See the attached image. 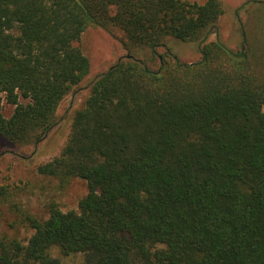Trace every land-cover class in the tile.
I'll use <instances>...</instances> for the list:
<instances>
[{
	"label": "trees",
	"instance_id": "obj_1",
	"mask_svg": "<svg viewBox=\"0 0 264 264\" xmlns=\"http://www.w3.org/2000/svg\"><path fill=\"white\" fill-rule=\"evenodd\" d=\"M224 11L222 0H0V134L12 141H42L89 73L76 44L87 27H118L130 50L37 165L86 180L78 208L25 214L26 241L0 230V264H63L55 245L83 252L80 264H264V43L246 29L238 47L223 42ZM170 37L197 43L200 59L183 62ZM144 48L146 59L133 52ZM7 198L0 186V217Z\"/></svg>",
	"mask_w": 264,
	"mask_h": 264
},
{
	"label": "rangeland",
	"instance_id": "obj_2",
	"mask_svg": "<svg viewBox=\"0 0 264 264\" xmlns=\"http://www.w3.org/2000/svg\"><path fill=\"white\" fill-rule=\"evenodd\" d=\"M202 2L203 0H185ZM224 13L219 19V38L230 47H238L243 40V30L248 31L250 40L264 43V0H222ZM242 6L240 12L237 9ZM212 34L210 39H216ZM76 44L90 59V71L60 103L55 124L39 143L15 142L0 134V186L7 190L8 200L3 202L0 217V230L8 235L17 236L26 241L33 229L24 220L30 213L39 218L49 215V204L58 203L63 210L77 209L79 200L87 193L86 180L75 177L69 183L37 172V165L45 163L58 155L71 131L74 112L81 107L90 92L95 79L108 70L121 57L130 53L126 36L118 27L105 29L101 26H89ZM183 62L200 59V47L195 42H182L168 38L167 44ZM166 46L158 48L163 53ZM138 57L147 58L148 49L133 51ZM263 53V51H260ZM159 66V59L151 63ZM21 102L27 100L21 98ZM1 111L9 117L15 105L8 103L2 96ZM51 254L63 264H80L84 260L83 252L66 254L55 245Z\"/></svg>",
	"mask_w": 264,
	"mask_h": 264
}]
</instances>
